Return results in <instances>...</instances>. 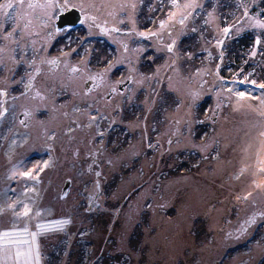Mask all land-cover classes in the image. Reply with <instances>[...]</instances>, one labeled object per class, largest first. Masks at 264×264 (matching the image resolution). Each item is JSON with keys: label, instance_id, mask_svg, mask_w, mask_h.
Here are the masks:
<instances>
[{"label": "rangeland", "instance_id": "1", "mask_svg": "<svg viewBox=\"0 0 264 264\" xmlns=\"http://www.w3.org/2000/svg\"><path fill=\"white\" fill-rule=\"evenodd\" d=\"M209 1L0 9V232L50 225L37 244L57 264H264V107L237 96H264L242 70L264 64L262 0L195 17ZM245 31L246 61L227 58Z\"/></svg>", "mask_w": 264, "mask_h": 264}, {"label": "snow or ice", "instance_id": "2", "mask_svg": "<svg viewBox=\"0 0 264 264\" xmlns=\"http://www.w3.org/2000/svg\"><path fill=\"white\" fill-rule=\"evenodd\" d=\"M25 6V0H16V4L13 5V3L9 2L6 6L5 5H0V9L3 8H8V9H12V8H16V9H24ZM69 6L68 4V0H65V3L63 5L59 4L56 2V0H45V3L43 4H37L32 2V0H29V2L27 3V8L28 9H32L35 10L37 8H41L46 10L45 14H49L52 12V10L54 9H62V8H67ZM73 7H75V5H72ZM173 6L179 7V5L176 4V0H173ZM199 5L196 3H189V4H185L183 7L185 9L187 8H196ZM81 8H83V5L80 6ZM123 7V6H122ZM132 7L134 8L135 5L133 4ZM4 14L10 15L11 13L5 11ZM191 13H189L190 15ZM27 13H21L20 11H17L16 17L15 19L19 22V20L21 18H23V16H26ZM187 17H185L186 19ZM84 20H94V17L91 16H85ZM84 20L81 21V23L84 22ZM30 23V21H29ZM181 23H183V20H181ZM164 25L161 24V28H163ZM254 28L257 29H264V20H258L253 24ZM115 30V29H114ZM13 31H15V29H13ZM229 32L228 28L224 29V33L225 35H227ZM140 35L144 36L145 39L148 38L147 35L141 33ZM261 41L259 39H257L256 43L259 44ZM169 51H172L171 46H169ZM52 63H55L54 61ZM240 83H244V81H240ZM253 85L255 87H258L262 90H264V83L261 84H256L255 81L252 82ZM231 91V90H230ZM0 95H3V93H0ZM37 95H39L37 93ZM237 96L239 97L240 101H243L244 99H259L260 101V105L262 107H264V96H260V97H255L252 96L250 93H246V92H239L237 93ZM27 115V113L25 114ZM93 119H95V117H93ZM261 135H264V133H262ZM43 169H39V171H42ZM262 171H264V169H261ZM24 175L26 177H32L33 173L32 172H25ZM29 208L27 205L24 206V211L22 213L23 216H28L29 214ZM37 216L40 215L39 212L36 213ZM68 223L67 220H61V221H57V227L59 229H62L64 225H66ZM36 228L38 229L37 232H32L30 233L27 226H25V228L23 229L22 232L19 231H3L0 232V252H9L11 250H14L15 252V264H40V251H39V246L37 244V236L41 233L47 232L50 229V225L47 224H40L38 223L36 225ZM30 237V238H29ZM0 264H6V261L4 260H0Z\"/></svg>", "mask_w": 264, "mask_h": 264}, {"label": "trees", "instance_id": "3", "mask_svg": "<svg viewBox=\"0 0 264 264\" xmlns=\"http://www.w3.org/2000/svg\"><path fill=\"white\" fill-rule=\"evenodd\" d=\"M216 0H211V1H209V2H207L208 4H205V6L204 7H202L201 9H199L197 12H196V15H195V17H197V15H198V17L201 19V17L202 18H204V16H205V14H206V12L208 11V10H210L211 8H212V6H213V4H214V2H215ZM232 1H234V0H227V4L225 5V7L223 8V9H226V12H227V14H229L230 12H232V9H233V4H232ZM261 6H262V12L260 11L259 12V16H263L264 17V0H262V2H261ZM258 6L257 7H255V8H253V10H252V12L254 13V14H258ZM255 9V10H254ZM241 10V9H240ZM240 10H238V12L240 13ZM158 13H161L160 11L158 12ZM161 16V15H160ZM153 17H154V15H153ZM161 18V17H160ZM162 19V18H161ZM159 19H157V18H155V24H159L160 22H157ZM196 21H198L197 20V18H196ZM201 21V20H200ZM150 22H152V21H150ZM149 22V23H150ZM151 26H155V25H151ZM143 29H145V27L143 28ZM251 31H245V33H243L242 35H241V37L243 38V39H241V40H235V42L233 41V42H231V44H229L228 46H227V49H229V51H225V56L227 57V58H229V59H231V58H233L234 56H235V53H237V57H238V61L239 60H241V62H245L246 61V58H247V54L248 53H250L249 52V43H247V42H245L244 40H245V38L247 37V35L250 33ZM254 32H256V31H253L252 33H250L249 34V36H251V37H254V35H256V33H254ZM254 34V35H253ZM257 34H259V37L260 36H262L263 37V39H264V32H262V33H257ZM253 39H251L250 41H252ZM242 43V44H241ZM241 44V46H239ZM83 45V44H82ZM81 45V46H82ZM251 45V44H250ZM88 45H84V48H86ZM240 50H239V49ZM195 49V48H194ZM234 51V52H233ZM255 57H257V56H255ZM258 58V57H257ZM216 60L218 61V55H216ZM260 60L264 63V53H263V55H261V57H260ZM237 61V62H238ZM240 63V62H239ZM228 64V63H227ZM244 64H246V65H244L243 66V72L244 73H246V75L249 77V75H250V77H252L253 78V81H255L256 82V84L259 82V81H261L262 83H264V64H262V63H253V61H251V62H249V63H244ZM221 69V68H220ZM219 69V70H220ZM223 69V68H222ZM225 70V69H224ZM222 76H225V77H229L230 75H228V73L227 74H223ZM205 129H203V130H201V132H203ZM177 168V167H176ZM178 172L177 171H175V174H177ZM42 256V257H41ZM54 258H48V256L46 255V253H44V252H42L41 254H40V257H41V259L42 260H40V264H57V263H59L58 262V260H57V258H56V255L54 254V255H52ZM44 257V258H43Z\"/></svg>", "mask_w": 264, "mask_h": 264}, {"label": "water", "instance_id": "4", "mask_svg": "<svg viewBox=\"0 0 264 264\" xmlns=\"http://www.w3.org/2000/svg\"><path fill=\"white\" fill-rule=\"evenodd\" d=\"M80 19H81L80 12L75 9H70L69 11H66L57 16L55 26L57 29H61L63 27H75L79 24ZM67 186H68V182L66 183L64 190L66 189Z\"/></svg>", "mask_w": 264, "mask_h": 264}, {"label": "flooded vegetation", "instance_id": "5", "mask_svg": "<svg viewBox=\"0 0 264 264\" xmlns=\"http://www.w3.org/2000/svg\"><path fill=\"white\" fill-rule=\"evenodd\" d=\"M20 61H21V60H20ZM19 63H20V62H19ZM19 77H20V78L22 77V73L19 74ZM88 84H89V83L87 82L86 85L88 86ZM87 86H86V87H87ZM16 87H17V86H16ZM119 87H121V85H120ZM10 91H11V90H10ZM10 91H9V93H10Z\"/></svg>", "mask_w": 264, "mask_h": 264}]
</instances>
